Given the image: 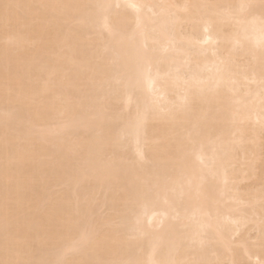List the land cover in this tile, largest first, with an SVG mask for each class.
<instances>
[{
  "label": "bare ground",
  "instance_id": "bare-ground-1",
  "mask_svg": "<svg viewBox=\"0 0 264 264\" xmlns=\"http://www.w3.org/2000/svg\"><path fill=\"white\" fill-rule=\"evenodd\" d=\"M0 262L264 264V0H0Z\"/></svg>",
  "mask_w": 264,
  "mask_h": 264
},
{
  "label": "snow or ice",
  "instance_id": "snow-or-ice-1",
  "mask_svg": "<svg viewBox=\"0 0 264 264\" xmlns=\"http://www.w3.org/2000/svg\"><path fill=\"white\" fill-rule=\"evenodd\" d=\"M8 7H10L9 5H5V8H8ZM0 264H3V262H0Z\"/></svg>",
  "mask_w": 264,
  "mask_h": 264
}]
</instances>
